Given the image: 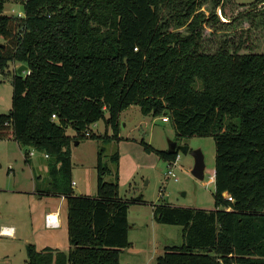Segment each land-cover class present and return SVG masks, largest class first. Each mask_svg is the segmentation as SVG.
<instances>
[{
    "label": "trees",
    "instance_id": "trees-1",
    "mask_svg": "<svg viewBox=\"0 0 264 264\" xmlns=\"http://www.w3.org/2000/svg\"><path fill=\"white\" fill-rule=\"evenodd\" d=\"M18 1L22 17L4 14L0 0V74L9 63L29 74L12 77L0 140L49 160L39 193L63 196L70 244L67 253L28 244L25 264H120L130 246L128 204L117 182L104 181L100 151L95 197L73 195L70 145L97 138L88 129L101 120L112 131L104 139L118 140L120 114L133 105L168 117L177 144L211 136L215 146L214 208L154 207L157 223L182 227L181 245L165 247L156 264H264V50L231 38L207 51L202 34L203 25L264 17V0H217L220 14L207 16L198 0ZM141 143L167 163L177 159Z\"/></svg>",
    "mask_w": 264,
    "mask_h": 264
},
{
    "label": "rangeland",
    "instance_id": "rangeland-1",
    "mask_svg": "<svg viewBox=\"0 0 264 264\" xmlns=\"http://www.w3.org/2000/svg\"><path fill=\"white\" fill-rule=\"evenodd\" d=\"M198 1L203 3L200 11L206 16L215 8L217 2V0ZM230 1L243 6L250 5L256 0ZM20 9L18 0H5L4 14L17 16ZM215 9L216 13L220 14L219 7ZM170 10L171 8H163L161 15L167 17ZM258 13H255L251 19L237 18L226 27L209 28L203 25L205 49L216 50L222 41L233 38L232 42L236 43L241 39L246 51L264 50V17L256 15ZM169 31L186 34L185 27L174 29L171 26ZM14 64L9 63L0 74V115L9 113L11 109V80L17 73ZM21 75L24 77L26 73L23 72ZM107 117L108 114L105 113V118ZM88 130L97 138H86L77 144L71 142L70 145L73 195L95 197L97 153L100 151L103 166L109 169L103 177L104 181L117 182L119 197L128 204L130 246L121 251L120 258L128 260L129 264H156V258L162 254L165 247L181 245L182 227L161 224L154 220L156 229L151 232L149 218L153 221L154 207L169 205L202 210L214 208L215 189L213 181H210L215 162L213 137L184 139L181 144L187 145L189 152L186 155L178 153L172 170L175 178H172L168 174V163L161 160L154 152L147 153L141 143L143 140L155 150H167L168 143L175 138V129L170 122H163L162 116L143 115L140 107L133 105L120 114L118 140L104 139L105 135L111 137L112 131L105 127L102 120L91 125ZM65 133L71 137L75 134L71 127H67ZM195 149H201L204 156L203 181L194 178L190 173L193 166L190 152ZM30 152L33 156H29L30 153L25 154L13 140H0V225H13L16 235L12 240L0 237V255H9L11 264H25L23 260H26L25 247L28 244L38 249H58L64 253L70 248L67 234V205L63 196L45 194L41 199H36L31 194L8 192L19 189L30 192L34 190L35 193H39L47 189L49 160H46V156L43 160V154L35 150ZM115 153L118 155L117 164L112 161ZM45 206L59 209L60 229L43 228L42 210ZM25 238H28V243H23ZM7 244L9 247L4 246Z\"/></svg>",
    "mask_w": 264,
    "mask_h": 264
},
{
    "label": "water",
    "instance_id": "water-1",
    "mask_svg": "<svg viewBox=\"0 0 264 264\" xmlns=\"http://www.w3.org/2000/svg\"><path fill=\"white\" fill-rule=\"evenodd\" d=\"M22 10V7H21ZM28 68L26 65L24 64H20L17 67V75H21L24 71H26ZM75 144H77V142H75ZM168 152H180L183 155H186L189 152V147L187 145H182V144H177V142L175 140L170 141L168 143V148H167ZM192 159H193V166L192 169L190 171L191 175L200 180L203 181L204 179V170H205V163H204V156L203 153L201 151V149H195L192 150L190 152ZM224 194V193H223ZM222 194V195H223Z\"/></svg>",
    "mask_w": 264,
    "mask_h": 264
},
{
    "label": "crops",
    "instance_id": "crops-1",
    "mask_svg": "<svg viewBox=\"0 0 264 264\" xmlns=\"http://www.w3.org/2000/svg\"><path fill=\"white\" fill-rule=\"evenodd\" d=\"M20 64H14L13 65V67H14V69L16 68V67H18ZM29 156H33V155H29ZM43 160H45V157H44V155H43ZM122 158H120V160H121ZM212 178H213V180H214V177L212 176ZM211 180V179H210ZM8 192H13V193H17V194H31V195H33V196H35L36 197V199H41L45 194L44 193H35V191L33 190V191H31L30 192V190L28 191V190H19V189H13V190H8ZM38 196V197H37ZM52 196H54V195H52ZM61 198V197H60ZM62 199V198H61ZM42 213H43V217H42V220H43V218L45 217V215H47V214H57L58 215V223H59V225H58V227L60 226V217H59V209H57V208H50L49 206H45V208L42 210ZM150 219V222H149V228H150V231L151 232H153V231H155V229H156V223H155V221H154V219H153V221H152V219L151 218H149ZM43 223H44V220H43ZM2 224V223H1ZM3 225H5V224H2V225H0V227L1 226H3ZM13 226V225H12ZM11 226V227H12ZM57 227V229L56 228H47L46 226H45V223H44V229L45 230H58V229H60V227L58 228ZM14 228V227H13ZM15 229V228H14ZM16 237V235L14 234V237L13 238H6V239H14ZM128 237H129V231H128ZM3 238V237H2ZM29 242V240H28V238H25L24 240H23V243H28ZM4 246H8V244L7 245H4ZM9 247V246H8ZM37 250H42V249H44V248H42V249H38V248H36ZM6 253H8V252H6ZM10 254H11V252H10ZM11 255H13V254H11ZM9 256V255H8ZM8 256L7 255H5V254H1L0 255V263L2 262V263H4V264H11L10 262H9V259H8ZM120 256H121V254H120ZM1 259H3V260H1ZM26 261V260H25ZM24 260H23V262H25ZM120 264H129L128 263V260H121V258H120Z\"/></svg>",
    "mask_w": 264,
    "mask_h": 264
},
{
    "label": "built area",
    "instance_id": "built-area-1",
    "mask_svg": "<svg viewBox=\"0 0 264 264\" xmlns=\"http://www.w3.org/2000/svg\"><path fill=\"white\" fill-rule=\"evenodd\" d=\"M18 17H22L23 16V13L20 9V11L18 12L17 14ZM26 73V75L29 74V71L26 70L24 71ZM52 118L55 119V115H52ZM162 121L163 122H168V117H162ZM30 155H33L32 152H30ZM178 157V156H177ZM177 161V159H176ZM176 161L175 162H170L168 163V174L172 177V178H175V174L173 173V166L176 164ZM176 180V179H175ZM74 185V182H72V186ZM223 198H225L226 200L232 202V198L227 195L226 193H224L223 195ZM227 211H229V209H227ZM58 215L57 214H47L45 215L44 217V223H45V226L47 228H57L59 223H58ZM14 234H15V229L11 226H1L0 227V237H4V238H13L14 237Z\"/></svg>",
    "mask_w": 264,
    "mask_h": 264
},
{
    "label": "bare ground",
    "instance_id": "bare-ground-1",
    "mask_svg": "<svg viewBox=\"0 0 264 264\" xmlns=\"http://www.w3.org/2000/svg\"><path fill=\"white\" fill-rule=\"evenodd\" d=\"M212 176H213V175H212ZM212 176H211V178H210V179H211L210 181H213V178H212Z\"/></svg>",
    "mask_w": 264,
    "mask_h": 264
}]
</instances>
